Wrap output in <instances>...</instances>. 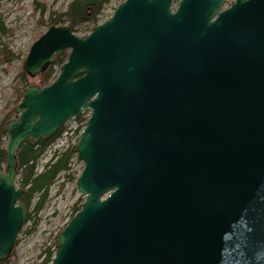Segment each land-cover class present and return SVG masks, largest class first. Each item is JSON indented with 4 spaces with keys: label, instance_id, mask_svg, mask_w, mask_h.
<instances>
[{
    "label": "water",
    "instance_id": "95a60500",
    "mask_svg": "<svg viewBox=\"0 0 264 264\" xmlns=\"http://www.w3.org/2000/svg\"><path fill=\"white\" fill-rule=\"evenodd\" d=\"M126 0L85 38L51 26L6 123L0 262L27 221L18 152L86 111V198L52 264H264V0Z\"/></svg>",
    "mask_w": 264,
    "mask_h": 264
},
{
    "label": "rangeland",
    "instance_id": "374dc122",
    "mask_svg": "<svg viewBox=\"0 0 264 264\" xmlns=\"http://www.w3.org/2000/svg\"><path fill=\"white\" fill-rule=\"evenodd\" d=\"M124 1L110 0L99 17L98 25L109 21ZM234 1L228 0L224 8H229ZM71 2L72 0L57 2L54 0H0V18L7 30L5 34H0V44L1 47L6 46L13 55L10 64L0 66V124L8 114L11 113L12 117L15 115V108L20 104H17L18 94L23 93L32 84L39 85L40 76L49 71L32 79L24 73L23 66L33 44L50 28L49 16L55 12H66ZM77 36L84 38L86 34L81 32ZM54 69V75L57 76L60 73V67L56 66ZM21 74L26 76L25 81H22ZM88 114L87 116H90V113ZM87 116L84 119H87ZM84 124L71 120L62 127L64 131L61 136L42 156L39 172L51 161L56 151L72 150L80 139L83 131V129L80 131V127ZM8 143V135L0 139V145L5 149ZM84 167V162H79L76 157L70 174H63L51 188L42 211L37 213L34 211L37 199L33 200L30 208L32 220L22 229L12 258L5 262L40 264L42 259H39V255L50 247L55 249L57 238L74 218L77 208H81L86 201V198L77 190V180ZM73 172L74 178L71 177ZM16 185L20 187V177L17 178Z\"/></svg>",
    "mask_w": 264,
    "mask_h": 264
},
{
    "label": "trees",
    "instance_id": "16d2710c",
    "mask_svg": "<svg viewBox=\"0 0 264 264\" xmlns=\"http://www.w3.org/2000/svg\"><path fill=\"white\" fill-rule=\"evenodd\" d=\"M59 1V0H54ZM110 0H72L69 4L67 11L55 12L49 16L50 27L51 26H69L72 31L77 35L79 33H85L87 37L99 23V17L102 15L106 4ZM5 25L0 18V34L6 33ZM89 33V34H88ZM13 59V55L6 46L1 47L0 44V66L3 64H10ZM68 55L58 57L54 65L49 71L40 76V86L45 87L53 83L57 77L55 76V67H61L67 62ZM22 81L26 80V76L21 74ZM24 93L18 94L19 104L24 96ZM14 111V110H13ZM88 112L82 116L77 117L74 121L78 123H85V116ZM11 113L7 115L0 124V139L7 137L6 123L11 118ZM64 128H61L50 140L40 141L38 145H32L29 141H26L20 151L18 152L19 158V170L18 177H20V187L28 189V196L26 199L20 202L27 209V223L32 220L30 208L33 200L36 198L37 203L34 211L37 213L42 211L49 197L51 188L59 181L60 177L65 174L68 175L72 171L76 156L72 153L71 149L56 151L51 159L39 172L40 160L46 150L61 136ZM7 162V149L0 145V172H2ZM75 173H71V177L74 178ZM82 209L77 208L76 214ZM75 214V215H76ZM30 233V232H29ZM55 257L54 247L48 248L39 255V259H42L40 264H52ZM0 264H10L9 262H0Z\"/></svg>",
    "mask_w": 264,
    "mask_h": 264
}]
</instances>
